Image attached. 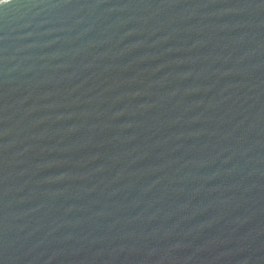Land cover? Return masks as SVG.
Returning <instances> with one entry per match:
<instances>
[{
	"label": "water",
	"instance_id": "water-1",
	"mask_svg": "<svg viewBox=\"0 0 264 264\" xmlns=\"http://www.w3.org/2000/svg\"><path fill=\"white\" fill-rule=\"evenodd\" d=\"M0 264H264V0H0Z\"/></svg>",
	"mask_w": 264,
	"mask_h": 264
}]
</instances>
